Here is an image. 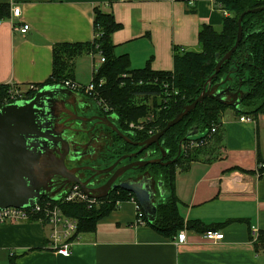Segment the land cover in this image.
Returning a JSON list of instances; mask_svg holds the SVG:
<instances>
[{"label": "crops", "instance_id": "obj_1", "mask_svg": "<svg viewBox=\"0 0 264 264\" xmlns=\"http://www.w3.org/2000/svg\"><path fill=\"white\" fill-rule=\"evenodd\" d=\"M0 3L11 6L10 18L0 21V84L22 89L51 77L54 44L93 41L96 6L113 12L122 25L112 35L115 55L127 54L133 69L150 61L155 71H172L175 48L199 50L200 27H222L228 15L214 0L199 1L195 12L189 11L192 4L175 0ZM16 5L22 8L20 18L12 16ZM24 23L30 26L26 33L16 28ZM98 56L77 57L73 80L89 83L100 66ZM221 121L222 141L214 140L202 155L182 162L186 165L177 169L174 191L183 217L222 230V241L206 239V231L187 230L186 242L177 243L175 236L137 224L136 203L124 200L98 221L94 232L81 234L68 256L51 248L50 229L42 222L0 224V264H264V167L258 159L264 163V112L227 108Z\"/></svg>", "mask_w": 264, "mask_h": 264}, {"label": "trees", "instance_id": "obj_2", "mask_svg": "<svg viewBox=\"0 0 264 264\" xmlns=\"http://www.w3.org/2000/svg\"><path fill=\"white\" fill-rule=\"evenodd\" d=\"M175 1L192 4L189 11L195 12L201 0ZM214 1L228 12L223 18L221 29L203 24L198 33L199 50L175 48L172 71H155L151 68L150 61L143 68L133 69L127 54L115 55L112 35L121 29L122 25L117 22L113 12H105L96 6L93 41L54 44L51 77L43 83L34 84V87L73 80L74 60L77 57L91 52L103 55L105 61L100 64L98 71L93 73V77L97 83L100 79H105V84L97 87L95 98L112 108L111 110H114L121 120L126 121V128H129L131 123L139 124L144 118L152 116L145 122L142 130H135L138 136L148 138L163 129L184 105L193 102L200 95L204 85L214 74L218 60L234 46L238 19L243 12L264 7V0ZM10 16L11 6L8 3H0V21ZM242 27V40L231 58L222 64L217 75L212 78L211 84L214 85L228 77L227 85L232 90L243 88L247 93L238 111L257 115L264 112V10L245 14ZM8 88L9 84H0L2 93ZM37 88L28 87L26 95L34 94ZM227 108L234 107L212 97H206L203 102L198 103L194 110L163 135L161 141L169 150L168 156L177 155L179 145L182 141V144L186 143L185 136L193 128L199 131L195 136L196 140H204V143L197 147L200 148L199 155L212 148L214 140L219 139L221 142V117ZM213 127H216V131L211 133ZM193 151L194 148L183 150L177 164L168 166L150 164L144 168L154 175L157 186L161 183L165 199L161 197L157 201V212L152 221L142 209V220L145 225L167 237L173 238L184 228L196 232L215 230L212 225L199 219L186 220L179 210L174 181L179 165L183 161L197 158H192ZM258 159L261 163L262 158ZM132 199L136 200L133 193L122 191L112 197L100 199V202L91 207L86 202H63L60 205L64 214L78 220V233H89L96 230L98 221L113 211L118 202Z\"/></svg>", "mask_w": 264, "mask_h": 264}, {"label": "water", "instance_id": "obj_3", "mask_svg": "<svg viewBox=\"0 0 264 264\" xmlns=\"http://www.w3.org/2000/svg\"><path fill=\"white\" fill-rule=\"evenodd\" d=\"M259 10H264V7L243 12L238 19L237 39L234 46L218 60L214 74L208 79L200 95L193 102L184 105L183 109L170 119L163 129L141 142L140 144L143 145V148L159 143L161 137L171 127L179 123L206 97H212L237 110L241 109V103L247 93L243 92L241 88L238 91L231 92L229 87L225 89L220 87L227 82L228 77L214 85L211 84V80L217 75L222 64L231 58L242 40L243 16ZM217 57H219V54ZM73 93L77 95V92L63 86L61 83L46 84L35 93L33 98L17 100L0 108V208L30 206L45 197L55 201L59 200L58 192L60 189L52 195L47 193L49 180L55 174L63 175L66 178V182L79 183L83 192L91 197L97 199L105 197L106 194H94V189L88 187V181L82 182L79 178L71 177L70 170L65 165L66 153L60 158H57L53 153L55 145L63 143V141L71 149V141L68 138H64L61 135V131H58L54 125V107L59 101H63V98ZM115 130L119 132L116 127ZM198 132L196 128L191 129L185 139L198 134ZM180 153L181 147L179 149ZM164 156L165 151L160 158L143 159L134 165L144 167L149 164L161 163L167 165L171 163V161L164 162ZM118 162L96 173L109 172L114 169ZM132 167L133 165L123 167L110 181L112 182L120 174ZM117 187L133 193L148 219L154 220L157 212V201L151 178L144 177L138 181L128 180L118 184ZM158 187L160 194L163 195L164 190H162L161 183L158 184Z\"/></svg>", "mask_w": 264, "mask_h": 264}, {"label": "flooded vegetation", "instance_id": "obj_4", "mask_svg": "<svg viewBox=\"0 0 264 264\" xmlns=\"http://www.w3.org/2000/svg\"><path fill=\"white\" fill-rule=\"evenodd\" d=\"M220 87L225 89L229 86L226 82ZM40 88L42 87H38L37 91ZM241 89L245 92V89ZM229 90L235 92L239 89L232 90L229 87ZM36 92L32 95H25L21 100L33 98ZM74 92H77V95L74 93L68 95L54 107V125L58 131H61V135L64 138H68L71 141L72 145H70V149L63 141V143L55 145L53 153L57 158L62 157L66 153L65 165L70 170L71 177L79 178L82 182L88 181V187L94 189V194H106L103 198L112 197L116 193L127 191L117 187L120 183L128 180L138 181L144 177H149L152 179L155 195L159 199L161 195L160 189L156 184L154 175L144 169L148 165L138 167L134 164L143 159L160 158L163 156L164 151L163 161H171V163L167 165L158 164L163 166L173 163L177 164L183 150L192 148L190 145L197 139L196 135L186 138V143L184 144H182L183 141L181 142L179 145L181 153L179 154L178 149L176 156H168L169 150L163 146L164 142L161 141L163 136L159 143L143 148L140 143L147 138L138 136L135 131L137 128H132L130 125L129 128H126V121L121 120L120 116L114 110H111L112 108L110 109L106 104H98L96 100L87 94L80 93V91ZM115 127L119 132L115 130ZM106 157L111 162L98 166L97 161L99 159L104 160ZM117 161L119 162L111 171L96 173L101 169L111 167ZM128 165H133V167L128 168L112 182L110 181L119 173V170ZM49 181L48 195H52L58 189H64L73 183V181L66 182V178L60 174H55ZM109 181L110 183H108Z\"/></svg>", "mask_w": 264, "mask_h": 264}, {"label": "built area", "instance_id": "obj_5", "mask_svg": "<svg viewBox=\"0 0 264 264\" xmlns=\"http://www.w3.org/2000/svg\"><path fill=\"white\" fill-rule=\"evenodd\" d=\"M125 1V0H121ZM22 15V9L20 6L16 5L12 7V16L14 18H20ZM16 27V25H15ZM29 24L24 23L23 25L17 26L16 28L22 33H26L29 29ZM99 64H102L105 61L103 55H99ZM99 66L94 68V72H97ZM61 84L71 90L80 91L84 94H87L92 99L96 100L101 104V101H98L95 98V91L98 86H103L105 84V79H100L97 83L92 76V79L89 83L83 85L73 80H64L61 81ZM30 88L36 89L34 84L29 86ZM26 95V89H22L16 84H9L8 90L5 92L0 91V108L13 103L17 100H21ZM108 106V105H107ZM109 107V106H108ZM152 116H148L140 121L139 124L131 123L132 128H144V124L147 120L151 119ZM242 121L252 120L247 116H241ZM216 131V127L211 129V133ZM193 144H203L204 140H196L192 142ZM259 167H264V163H260ZM59 200H51L47 197L42 198L38 203L25 207L17 206H8L5 208H0V224H8L20 221H30L37 220L43 224L50 227L49 242L51 248L55 250L58 254L68 256L72 252V246L76 241L81 239V234L78 233V220L76 218L67 216L64 214L60 203L63 202H86L89 207L100 202V199L91 197L83 192L81 185L79 183L73 182L69 184L64 189H60L58 192ZM133 200V199H132ZM136 203V214H137V224L145 225L142 220L143 211L140 204L137 200H133ZM204 237L213 242L222 241L225 238V233L222 230L210 229L204 233ZM187 240V229L184 228L179 231L174 237V241L177 243H184Z\"/></svg>", "mask_w": 264, "mask_h": 264}, {"label": "rangeland", "instance_id": "obj_6", "mask_svg": "<svg viewBox=\"0 0 264 264\" xmlns=\"http://www.w3.org/2000/svg\"><path fill=\"white\" fill-rule=\"evenodd\" d=\"M20 8H21V7H20ZM21 9H22V8H21ZM217 29H221V26H217ZM98 58H99V56H98ZM142 129H143V128H141V127H138V128H137V130H142ZM200 135H202V133H200ZM201 145H202V144H197V145H195V144H193V143L190 145V146L192 147L191 149L194 148V151H195V152L193 151L192 158H193V157H198V156H200L199 153H198L200 148H197V147H200ZM196 149H197V150H196ZM102 156H104V155H102ZM188 161H189V160H188ZM190 161H192V160H190ZM110 162H111V160L108 159V158L106 157V158H104V160L99 159V160L97 161V165H98V166H103L104 164H108V163H110ZM183 162L186 163L187 161H186V162L183 161ZM184 163H182L183 166L186 165V164H184ZM187 164H188V163H187ZM180 165H181V164H180ZM180 165H179V166H180ZM182 165H181V166H182ZM181 166H180V167H181ZM145 171H148V170L145 169ZM161 197H162V199H165V198H164V194H163V195H160V196H159V199H161ZM48 227H49V226H48ZM49 229H50V227H49ZM82 235H83V233H82ZM82 235H81V236H82ZM80 240H82V239H80Z\"/></svg>", "mask_w": 264, "mask_h": 264}]
</instances>
